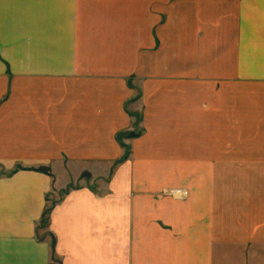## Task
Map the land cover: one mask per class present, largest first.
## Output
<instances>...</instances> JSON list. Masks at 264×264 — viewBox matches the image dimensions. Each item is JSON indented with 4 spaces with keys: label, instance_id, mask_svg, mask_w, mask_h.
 <instances>
[{
    "label": "crops",
    "instance_id": "1",
    "mask_svg": "<svg viewBox=\"0 0 264 264\" xmlns=\"http://www.w3.org/2000/svg\"><path fill=\"white\" fill-rule=\"evenodd\" d=\"M131 4L0 5V264L263 258L264 0Z\"/></svg>",
    "mask_w": 264,
    "mask_h": 264
},
{
    "label": "rangeland",
    "instance_id": "2",
    "mask_svg": "<svg viewBox=\"0 0 264 264\" xmlns=\"http://www.w3.org/2000/svg\"><path fill=\"white\" fill-rule=\"evenodd\" d=\"M0 5H133L131 0H0ZM139 119V114L137 115ZM176 189V188H175ZM178 189V188H177ZM69 190V189H68ZM68 190H65L63 193L52 194L50 197L49 206L53 204L55 200L60 199L63 194H66ZM171 189L170 192L172 194ZM187 191L185 189H182ZM188 193V191H187ZM47 215L42 219L40 226L38 227V238L46 239L51 244H54V238L46 231L47 229ZM224 250L218 251L217 263L218 264H227V260L224 257ZM259 264H264V256L259 257ZM53 264H59V261L53 258ZM230 261V260H228ZM231 261L233 263L239 264V259L235 256H232Z\"/></svg>",
    "mask_w": 264,
    "mask_h": 264
},
{
    "label": "built area",
    "instance_id": "3",
    "mask_svg": "<svg viewBox=\"0 0 264 264\" xmlns=\"http://www.w3.org/2000/svg\"><path fill=\"white\" fill-rule=\"evenodd\" d=\"M172 194L177 195V196H186L188 193L187 191H184L182 189H174L172 191Z\"/></svg>",
    "mask_w": 264,
    "mask_h": 264
},
{
    "label": "trees",
    "instance_id": "4",
    "mask_svg": "<svg viewBox=\"0 0 264 264\" xmlns=\"http://www.w3.org/2000/svg\"><path fill=\"white\" fill-rule=\"evenodd\" d=\"M51 209H52V208L48 209V211L46 212V214H49L50 211H51ZM47 222H48V220H47Z\"/></svg>",
    "mask_w": 264,
    "mask_h": 264
}]
</instances>
